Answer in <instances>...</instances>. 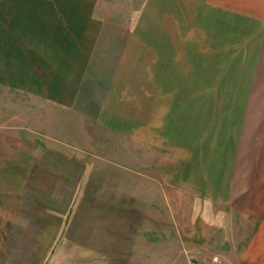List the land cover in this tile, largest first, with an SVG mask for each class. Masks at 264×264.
Wrapping results in <instances>:
<instances>
[{
    "label": "rangeland",
    "instance_id": "374dc122",
    "mask_svg": "<svg viewBox=\"0 0 264 264\" xmlns=\"http://www.w3.org/2000/svg\"><path fill=\"white\" fill-rule=\"evenodd\" d=\"M202 3L99 0L116 36L142 22L137 34L154 41L141 59L131 46L126 67L142 73L120 77L131 90L111 108L116 118H100L98 106L110 94L112 75L83 76L92 91L76 93L73 107L47 109L12 90L11 76H0V264H264V139H246L219 118L187 117L194 85L235 96L236 84L264 86V61L247 58L249 45L235 46L233 22L229 43L207 45L205 62L194 58L202 48L195 44L193 56L185 40L190 21L201 24ZM122 50L116 45L105 60L113 73ZM203 64L208 77L196 75ZM48 112L79 121L101 148L129 149V160L118 151L114 159L131 169L130 190L109 204L103 193L80 188L96 151L51 133ZM100 120L123 133L106 140Z\"/></svg>",
    "mask_w": 264,
    "mask_h": 264
},
{
    "label": "crops",
    "instance_id": "0c3cea01",
    "mask_svg": "<svg viewBox=\"0 0 264 264\" xmlns=\"http://www.w3.org/2000/svg\"><path fill=\"white\" fill-rule=\"evenodd\" d=\"M200 5L203 12L201 24L199 19L193 25L190 21V35L187 34L185 40L187 50L190 47L191 53L192 49V55L196 52L195 44L197 50L202 48L193 55L194 58L205 62L211 58L207 55V49H211L207 45L229 43L226 31L233 22L235 46L249 45L246 53L250 56L247 58L264 61V0H203ZM99 8V0H0V76H11L8 84L12 90L27 93L29 100L39 101L47 109L73 107L76 93L92 91L93 88H84L83 76L112 75L116 79L110 85V94L106 102L98 106L102 108L100 118H116L117 112L111 108H116L117 99L127 100L125 92L131 90V83L121 82L120 77L142 73L138 69L132 72L131 67H126L131 46H137L132 55L141 59L150 41L137 34L142 22H135L137 25L134 24L132 34L128 30L123 39L121 35L117 37L113 30L115 22L101 17ZM197 13L201 14L199 9ZM194 28L198 33L196 42ZM116 45L123 46V50L120 65L113 73L105 60L113 54ZM205 67V64L198 67L196 75L208 77ZM142 69L145 70L144 75H151V67L150 71L147 67ZM187 72L193 75L195 68L189 67ZM211 91L210 86L204 83L190 89L188 118H197L194 121L198 123L209 122V117L219 118L215 122L235 124L240 132L246 134V139H264V86L236 84L230 90L235 93L232 97L222 94L225 92L223 89L215 90L214 95ZM91 100L95 102V99ZM48 118L51 133L60 135L64 141L73 140L81 147L89 146L96 151L86 164V173L78 185L80 188L94 189L96 196L103 193L109 198V204L116 202L115 194L119 197L130 190L131 169L123 161L117 165L114 159L118 151V155H126L129 160V149L125 153L124 149L101 148L97 135L84 132L79 121H66L65 117L51 112H48ZM122 118L125 119L124 116ZM103 121L100 120L102 127H99V133L102 132L106 140H114L115 132L123 133ZM174 165L176 168L175 158ZM49 238L46 251L50 250ZM52 242H56V238Z\"/></svg>",
    "mask_w": 264,
    "mask_h": 264
}]
</instances>
